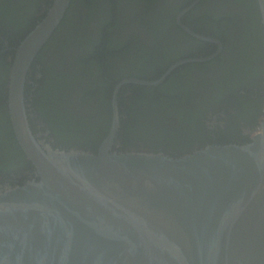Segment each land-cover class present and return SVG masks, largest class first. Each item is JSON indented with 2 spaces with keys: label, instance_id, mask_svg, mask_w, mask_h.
I'll list each match as a JSON object with an SVG mask.
<instances>
[{
  "label": "water",
  "instance_id": "obj_1",
  "mask_svg": "<svg viewBox=\"0 0 264 264\" xmlns=\"http://www.w3.org/2000/svg\"><path fill=\"white\" fill-rule=\"evenodd\" d=\"M256 1L264 46V0ZM71 2L51 0L10 64L7 119L29 164L0 189V264H264V108L243 144L172 156L116 142L121 86L157 85L184 59L157 79L115 84L111 123L97 148H54L33 127L27 73ZM191 6L176 22L212 40L182 24Z\"/></svg>",
  "mask_w": 264,
  "mask_h": 264
},
{
  "label": "flooded vegetation",
  "instance_id": "obj_2",
  "mask_svg": "<svg viewBox=\"0 0 264 264\" xmlns=\"http://www.w3.org/2000/svg\"><path fill=\"white\" fill-rule=\"evenodd\" d=\"M50 4L51 0H0V133L15 48L45 17ZM125 5L154 18L132 16L130 24L120 26ZM190 5L182 24L212 40L196 38L176 22L178 13ZM260 20L256 0H72L27 73L30 122L54 148H97L111 123L115 84L129 77L157 79L184 59L157 85L130 83L119 89L120 126L132 118L140 128L158 127L147 147L172 156L207 144L249 142L264 108ZM190 75L194 79L187 82ZM163 84L178 89L181 97L162 110L154 126L156 115L152 112L145 121L139 110L156 104ZM189 89L194 94L187 97ZM68 126L83 131L67 141ZM129 139L120 135L116 142L124 148L143 145H126ZM28 164L16 151L0 154V189L19 180Z\"/></svg>",
  "mask_w": 264,
  "mask_h": 264
},
{
  "label": "trees",
  "instance_id": "obj_3",
  "mask_svg": "<svg viewBox=\"0 0 264 264\" xmlns=\"http://www.w3.org/2000/svg\"><path fill=\"white\" fill-rule=\"evenodd\" d=\"M132 8H134L132 6ZM107 47V49H109V47L111 46V43L108 41V43H106L105 45ZM124 86L121 87V89H123ZM173 89V90H172ZM165 88V84H163L162 87H159L157 92L159 91L160 93L156 94L157 97V101L155 105H152L148 108L139 110V112L141 114H144V118L145 121H147V117L148 115H151V113L153 112V114L156 115V121H154V126L158 125V117H162L163 115V109H166V107H170L171 105H174L175 102H177V99H179L181 97V93L180 91H178V89L176 88ZM263 90V86L262 84H260V88H258V91H262ZM39 110H43L40 109ZM41 115L45 116V114L40 113ZM131 117H133V111L131 112ZM154 117V115H153ZM130 121L127 122V124H124L121 126V130H120V134L118 136V138H120V135L123 137H127V138H131L129 140H125L126 141V145H128L131 142H141L144 146H152L153 142H154V138L156 137V132L159 131L158 127L156 128H152L151 130H148V126L140 128L138 127L136 124H134V120L129 119ZM56 122H59L56 121ZM67 126V125H66ZM103 128V126L101 127ZM105 129V128H104ZM2 132L0 133V142L3 141L1 143L0 146H4L3 151L0 153H4V152H8L9 154L13 151H16V155H20L22 154V152L20 151L19 147L17 146L14 134L11 130V126L8 122L7 119V112L4 110L3 112V121H2V127H1ZM79 131H83L81 128L79 127H67L64 132L66 134H70L69 137L67 138L68 140H73L75 138H77L78 132ZM144 135L146 137H144ZM142 136V137H141ZM151 138V139H150ZM167 138V137H166ZM145 140H148L147 142ZM10 146V147H9Z\"/></svg>",
  "mask_w": 264,
  "mask_h": 264
},
{
  "label": "rangeland",
  "instance_id": "obj_4",
  "mask_svg": "<svg viewBox=\"0 0 264 264\" xmlns=\"http://www.w3.org/2000/svg\"><path fill=\"white\" fill-rule=\"evenodd\" d=\"M126 7L128 8H124V13H123V19H122V23L120 26H125V25H128L131 23L130 19L132 16L134 17H137V15H139L140 18H147V17H150V18H154V15H152L150 12L146 11L145 13H141L140 10H136L135 8H132V6H129V5H125ZM124 6V7H125ZM75 15V14H74ZM118 27V30H121L122 28L121 27ZM194 79V76H189L186 80L187 82H190ZM185 91V90H184ZM187 94L186 96L189 97V94L193 95V90L192 89H189V91H185Z\"/></svg>",
  "mask_w": 264,
  "mask_h": 264
},
{
  "label": "bare ground",
  "instance_id": "obj_5",
  "mask_svg": "<svg viewBox=\"0 0 264 264\" xmlns=\"http://www.w3.org/2000/svg\"><path fill=\"white\" fill-rule=\"evenodd\" d=\"M72 3V2H71ZM70 6H71V4H70ZM68 10H70V7L68 8ZM68 10H66V12H65V14H64V17L62 18V20H61V22L63 21V19L66 17V15H67V11ZM73 18H75V17H73ZM60 22V23H61ZM122 87V86H121ZM25 88V87H24ZM25 99H26V101H27V98L25 97Z\"/></svg>",
  "mask_w": 264,
  "mask_h": 264
}]
</instances>
